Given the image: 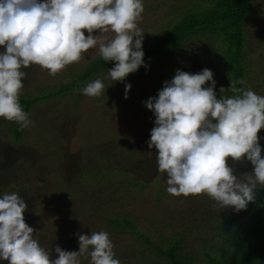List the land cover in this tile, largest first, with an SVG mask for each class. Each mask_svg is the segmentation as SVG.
I'll list each match as a JSON object with an SVG mask.
<instances>
[{
	"label": "rangeland",
	"instance_id": "obj_1",
	"mask_svg": "<svg viewBox=\"0 0 264 264\" xmlns=\"http://www.w3.org/2000/svg\"><path fill=\"white\" fill-rule=\"evenodd\" d=\"M218 1L143 0L144 12L138 25L145 32L143 45L150 34L162 31L173 35L182 28L184 21L180 15L190 7L196 14L200 12L193 9V5L210 3L207 7H213ZM246 6L249 10L246 24L247 76L256 85L249 88L264 96V0H246ZM208 10L202 9V12ZM215 10L217 8L207 14ZM217 36L216 33L185 32L172 52L163 58L161 71L164 75L158 73L160 78L154 76L159 69L149 63L128 75L123 83H115L107 71L114 62L104 66L80 86L83 89L95 79H101L105 95L99 98L84 96L82 92L77 95L74 89L60 92L59 86L61 82L78 77L85 65L99 56L97 49H90L82 61L69 65L55 77L49 76L39 66L23 69L26 78L21 96H50L30 104L26 113L33 125L28 129L21 131L19 125L14 129L9 121L0 118V198L15 192L24 199L27 204L23 214L25 221L36 231L34 238L39 244L52 251L53 259L57 258L56 246L65 251H79L77 234L105 231L113 242L115 256H124L121 257L124 264H140L141 240H135L134 235L126 231L129 229L127 226L121 227L122 232H111L108 219L114 216L137 217L136 229L162 248L170 242L175 231L183 230L188 249L197 246L202 236L206 238L210 234L204 223H213V208L218 212L222 208L208 199L201 203L192 196L173 197L167 193L166 174L158 171L156 152L147 144L155 126V116L145 107V102L157 97L164 82L171 81L177 70L188 69L195 74L207 68L217 82L216 69L225 67L215 66L213 60L218 59L226 48L225 42ZM155 45L156 39L153 42L148 40L145 49H154ZM3 51L5 49L0 48V52ZM192 65L197 69L193 70ZM125 84L131 85L127 99ZM51 92L58 93L51 95ZM20 104L22 108L26 105ZM127 105L130 117L123 113ZM262 133L261 130L258 136L264 157ZM71 161H76L78 167H73ZM80 164L92 165L101 171L108 168L116 173L122 169L126 182L110 180L103 177L104 174L94 179L82 177L78 172ZM133 166L137 174L131 177ZM229 166L234 168L238 178L251 173L253 167L250 162L233 165L230 160ZM104 176L110 177L111 174ZM139 179L148 186L133 193V184ZM161 186L162 195L156 196V188ZM0 264L7 262L0 260ZM81 264H90V257H81Z\"/></svg>",
	"mask_w": 264,
	"mask_h": 264
},
{
	"label": "clouds",
	"instance_id": "obj_2",
	"mask_svg": "<svg viewBox=\"0 0 264 264\" xmlns=\"http://www.w3.org/2000/svg\"><path fill=\"white\" fill-rule=\"evenodd\" d=\"M143 12V0H0V48L5 49L0 52V118L17 123L21 131L33 125L20 104L23 69L30 66L55 77L97 49L106 63L114 62L107 71L115 83L147 67L142 50L145 32L138 26ZM237 84L247 81H231L229 90L221 87L218 99L211 70L195 74L177 70L157 97L145 102L155 116L148 148L155 149L169 195H205L238 213L264 188L258 136L264 129V96ZM104 89L98 78L79 91L99 98ZM130 89L125 84V99ZM226 91L234 95L223 96ZM229 160L233 165L250 162L252 172L238 178ZM26 210L18 193L0 198V260L7 264H81V257H90V264H121L105 231L77 234L79 251L56 246L53 259L52 251L34 238L36 231L23 215Z\"/></svg>",
	"mask_w": 264,
	"mask_h": 264
},
{
	"label": "trees",
	"instance_id": "obj_3",
	"mask_svg": "<svg viewBox=\"0 0 264 264\" xmlns=\"http://www.w3.org/2000/svg\"><path fill=\"white\" fill-rule=\"evenodd\" d=\"M208 5L202 6L199 3L193 5V9L196 11L199 10V13L193 12L191 7L186 10L183 15H180L183 18L182 28L180 27L173 35L166 34V32H157V34L150 36L145 40L152 42L156 39V45L154 49L152 47L145 49V44L142 46L144 52V64H151L153 67H157L159 72L154 74L158 75L160 78L164 75L161 69L164 68L163 58L166 54L172 52L173 47L181 39L187 31L196 32V33H208L218 35L217 38H222L225 42L224 52H220V56L214 58L213 64L218 66H224L225 68L216 69L217 73V82L215 92L217 98L219 99L220 88L223 87L226 90H229L231 87V81H238L244 79L247 81L246 85L237 84L238 88H249L254 87V83L250 81L247 76L248 54L246 52V24L249 19V10L246 6V0H219L217 4L213 7H207ZM215 10L213 13L207 14L209 10ZM202 9H209L208 11H203ZM194 10V11H195ZM168 33V32H167ZM218 55V52L215 53ZM215 56V57H216ZM217 59V60H216ZM217 62V63H216ZM112 62H105L102 57L99 55L94 57L88 64L85 65L84 71L78 75V77L72 80H66L61 82V91L67 92L73 89L77 95L81 93L79 91L80 86L86 81V78L92 77L95 73L99 72L104 66L111 64ZM145 68V67H144ZM193 70L197 69V66L192 65ZM184 72L191 73L188 69ZM161 76H159V74ZM198 73V72H195ZM215 73V74H216ZM155 76V77H156ZM255 81L258 78H254ZM59 89V88H58ZM53 92H51L52 95ZM58 92L53 93L57 95ZM46 94L44 96L28 98L21 96L20 102L25 103L24 111L27 112L30 104H36L39 101L47 99ZM225 97H231L234 95L231 91H226L222 94ZM78 98V97H77ZM77 98L75 101H78ZM128 106V105H127ZM128 108L124 107L123 113L130 117L127 113ZM136 110V107H135ZM144 109V113H145ZM18 129V124L10 122V127ZM264 132V129H262ZM264 134V133H262ZM264 140V139H263ZM142 149V148H141ZM144 149V148H143ZM142 149V150H143ZM155 152V149H153ZM127 156L128 152L125 153ZM108 155V154H107ZM125 158V157H124ZM125 160V159H124ZM72 162V161H71ZM74 164V165H73ZM77 162H72L73 167L77 168ZM80 169H78L79 175L82 177L97 178V175L104 174L109 175L110 177L104 176L105 178H110V180L123 181L125 180V172L122 169H118L121 172H114L111 169H104L103 171L98 170L95 166H87V164H80ZM131 177L136 175V168L133 166ZM114 178H111L113 177ZM130 177V178H131ZM133 184L135 190L140 192L144 190L148 185L146 182H141L140 179ZM152 184L150 183V186ZM163 187L156 188V196H161L160 190ZM193 197V196H192ZM198 198L199 202L205 200H211L205 195H201ZM211 202V203H212ZM213 223H204L207 226V229L210 231V234L205 238L202 236L201 241H198L197 246H192L188 249V244L184 242L183 239V230L175 231L172 233L171 240L167 244H164L163 248L155 245L152 240H149L145 234L136 229L135 222L137 217H111L108 219V227L111 232L123 231L121 227H129L128 233L134 235L135 240H141V247L139 253L142 254V259L140 264H264V191L258 189L256 192V200L253 203H249L246 210L236 212L234 209H220L216 211L213 208ZM118 229V230H117ZM120 233V232H118ZM123 234V233H121ZM148 251V252H145ZM148 254V255H147ZM157 254V255H156ZM125 258L122 255L117 254L115 258L121 261V264H124ZM152 257V258H148ZM128 261V260H127Z\"/></svg>",
	"mask_w": 264,
	"mask_h": 264
}]
</instances>
